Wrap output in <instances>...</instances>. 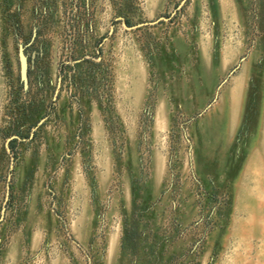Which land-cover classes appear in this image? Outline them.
I'll use <instances>...</instances> for the list:
<instances>
[{"label":"rangeland","instance_id":"1","mask_svg":"<svg viewBox=\"0 0 264 264\" xmlns=\"http://www.w3.org/2000/svg\"><path fill=\"white\" fill-rule=\"evenodd\" d=\"M180 1L0 0V264H264V0Z\"/></svg>","mask_w":264,"mask_h":264},{"label":"water","instance_id":"2","mask_svg":"<svg viewBox=\"0 0 264 264\" xmlns=\"http://www.w3.org/2000/svg\"><path fill=\"white\" fill-rule=\"evenodd\" d=\"M183 2H184V0H181L179 2V4H178V7L181 6ZM174 11H175V9H174ZM119 17L121 19H123V16H119ZM169 17H170V15L169 16H159V17H157L155 19H152V20H145V21H141V22H138V23H135V24H131V25H128V24H126L124 22V25L126 27L132 28V27H135V26H138V25H141V24L155 23L158 20H160L161 18H169ZM18 57H19V64H20V77H21L24 85L26 86V84H27V60H26V56H25L24 51H23V45H20L19 46V49H18ZM43 118H41L38 121V123H40L43 120Z\"/></svg>","mask_w":264,"mask_h":264}]
</instances>
